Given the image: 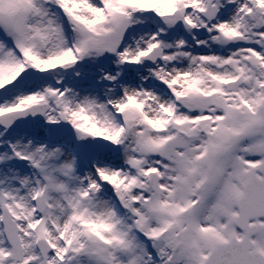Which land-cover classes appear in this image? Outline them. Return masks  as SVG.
Returning <instances> with one entry per match:
<instances>
[{
  "label": "snow or ice",
  "instance_id": "1",
  "mask_svg": "<svg viewBox=\"0 0 264 264\" xmlns=\"http://www.w3.org/2000/svg\"><path fill=\"white\" fill-rule=\"evenodd\" d=\"M0 264H264V0H0Z\"/></svg>",
  "mask_w": 264,
  "mask_h": 264
}]
</instances>
